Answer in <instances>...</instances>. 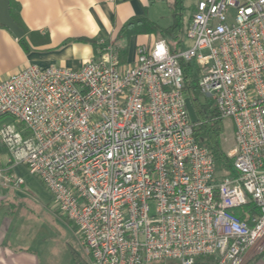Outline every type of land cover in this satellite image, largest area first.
Here are the masks:
<instances>
[{
    "label": "built area",
    "instance_id": "obj_1",
    "mask_svg": "<svg viewBox=\"0 0 264 264\" xmlns=\"http://www.w3.org/2000/svg\"><path fill=\"white\" fill-rule=\"evenodd\" d=\"M184 48L163 39L118 64L99 58L78 70L29 65L0 81V143L9 174L25 167L52 195L88 264H244L264 248V0H196ZM196 62L198 88L230 120L233 177L215 166L187 115L182 62ZM249 202V225L234 210Z\"/></svg>",
    "mask_w": 264,
    "mask_h": 264
},
{
    "label": "crops",
    "instance_id": "obj_2",
    "mask_svg": "<svg viewBox=\"0 0 264 264\" xmlns=\"http://www.w3.org/2000/svg\"><path fill=\"white\" fill-rule=\"evenodd\" d=\"M172 1L14 0L19 5V23L24 31L23 37L28 51L25 52L17 42L18 39L0 25V81L29 65L40 68L55 65L78 70L88 60L99 58L98 50L102 47L100 42L109 45L114 53L117 49L123 50L124 43L113 44L119 29L130 20L141 16L154 21L148 17V9L157 2L170 4ZM78 38L97 39V46L95 48L90 43L78 42L75 40ZM130 38L125 61L120 62L118 59L120 65L134 61V50L138 46H150L157 40L146 35ZM7 160V151L0 143V167L7 166ZM21 169L22 166L12 167L9 174L22 178L19 174ZM22 186H0V264H53L52 257L38 252L36 229L22 214L25 206L23 193L28 192ZM46 191L52 212L64 220L52 195ZM66 222L71 224L68 220ZM84 257V264H88L85 254ZM246 257L244 264H264V248Z\"/></svg>",
    "mask_w": 264,
    "mask_h": 264
},
{
    "label": "trees",
    "instance_id": "obj_3",
    "mask_svg": "<svg viewBox=\"0 0 264 264\" xmlns=\"http://www.w3.org/2000/svg\"><path fill=\"white\" fill-rule=\"evenodd\" d=\"M9 12L12 19L19 25V5L14 3V0H8ZM168 10H170L171 24L166 27H161L158 23L151 21L146 16H141L130 20L125 23L117 32L114 37L113 44L124 43L123 50H116V55L120 62H124L126 59L128 42L130 37H136L141 35L152 36L156 39H163L169 46L171 53H177L184 48V36L188 20H183V0H173L168 4ZM184 21V22H183ZM78 42L90 43L93 47L97 46V39H75ZM25 39L22 37L17 42L21 48L27 52L28 48ZM181 68L183 71V93L188 101H190L193 107L194 114L197 117V123L192 125L195 141L200 146L207 149L211 155L215 166V178L214 180L220 181L224 177H233L234 172L232 170V159L225 153L226 149L223 144V120L219 118L218 113L214 105L208 101H204L199 92L198 82L200 77V70L196 62H182ZM237 218L246 221L249 225H253L252 220L261 216L260 209L249 202L244 207L238 208L233 212ZM158 264H179L176 261H162ZM194 264H216L214 256L199 257L195 260Z\"/></svg>",
    "mask_w": 264,
    "mask_h": 264
},
{
    "label": "rangeland",
    "instance_id": "obj_4",
    "mask_svg": "<svg viewBox=\"0 0 264 264\" xmlns=\"http://www.w3.org/2000/svg\"><path fill=\"white\" fill-rule=\"evenodd\" d=\"M195 0H183V20L186 21L191 15L192 4ZM168 4L157 2L148 9V17L157 21V23L166 27L171 23L170 10ZM183 21V22H184ZM156 39V38H155ZM0 125L13 124L17 128L22 125L13 121L11 117H4ZM230 120H223V144L225 153L228 154L233 147V128ZM230 158V157H229ZM25 167L19 173L22 177L24 212L22 213L26 220L32 223L36 229L37 250L44 252L46 256L53 258V264H84V252L81 250L80 239L72 225L67 224L52 212L51 201L47 189L35 177L27 173ZM32 195H31V194Z\"/></svg>",
    "mask_w": 264,
    "mask_h": 264
},
{
    "label": "water",
    "instance_id": "obj_5",
    "mask_svg": "<svg viewBox=\"0 0 264 264\" xmlns=\"http://www.w3.org/2000/svg\"><path fill=\"white\" fill-rule=\"evenodd\" d=\"M9 1L0 0V25L5 27L9 32L13 34L16 39H21L24 36V31L17 25V23L12 19L9 12ZM189 99H185V106L188 112V116L191 122V125L197 123V117L194 114L193 107L191 106Z\"/></svg>",
    "mask_w": 264,
    "mask_h": 264
}]
</instances>
